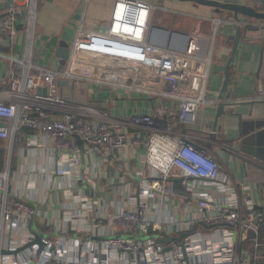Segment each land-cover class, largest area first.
I'll return each mask as SVG.
<instances>
[{
  "label": "built area",
  "instance_id": "obj_1",
  "mask_svg": "<svg viewBox=\"0 0 264 264\" xmlns=\"http://www.w3.org/2000/svg\"><path fill=\"white\" fill-rule=\"evenodd\" d=\"M39 5L40 0H12L6 9V19L0 22V35L13 39L17 36L20 8H23L26 55L23 59L8 58L11 65L9 89L1 92L6 98L0 99V140L6 144V165L0 172V264H33L35 257L22 263L16 262L13 256L30 249L36 252L51 249L49 240L45 238H41L42 246H29L36 237L35 232H29L28 222L37 209L22 199L24 192L31 190L27 177L13 171V157L18 145L25 148L52 146L58 152L57 169L50 176L70 180L71 186L63 188L64 198L74 207L69 219L73 223L77 216L83 218L85 223L80 229L90 236L97 226L89 223V216L98 204L88 196L86 188L79 187L80 183H86L96 188L92 178L84 173L89 155L95 153L101 160L114 164L116 156L119 160L120 156L126 158L131 150L145 153L142 162L152 175L140 170L132 178L134 181L139 178L137 189L115 190L113 200L121 203V209L106 215L112 227L143 237L144 246L132 245L118 234H112L107 238L100 237L106 242L108 251L115 249L140 254L143 250L148 259L141 264H187L180 242L162 245L153 237L157 231L163 232L162 238L176 230H179L177 235L188 233L194 226L192 223L182 224V229L173 226L167 234L162 223L153 222L151 199L159 193L161 203L165 196L191 201L202 215L201 223L211 229H225L230 254L227 264H260L264 260V229L261 225L264 209L258 212L250 199L243 201L237 186L223 178L220 157L212 149L208 137L177 131L179 124L189 121V105L200 107L208 101L206 85L213 64L215 37L224 21L212 20L214 32L210 40L200 30L184 33L154 25L152 21L158 7L153 4L141 0H117L106 35L123 46L116 48L108 57L126 63L128 67L133 65L136 77L132 83L122 79L114 83L104 76L95 78L90 70L76 71L73 53L63 70L38 66L33 62ZM237 24L241 26L240 21ZM246 25L264 36V20ZM84 31L81 25L78 35ZM145 65L158 68L163 77L195 79L194 95L182 98L185 107L177 118L157 109L152 114L120 119L107 111L71 103L61 94L63 81L95 83L140 92L142 88L136 79L141 77L140 70ZM161 95L171 96L167 93ZM256 99L264 101V92ZM120 173L123 169L118 167L116 174ZM211 187L227 195L223 202L215 201L211 193L202 189ZM243 205L247 206V213ZM69 231L70 228L65 227L54 237L68 235ZM249 232L254 234L251 238L253 252L244 245ZM196 235L197 231L184 240L190 261L194 256L218 252V247L213 244L203 248L202 240ZM166 249L170 251L164 252ZM103 250L101 247V253ZM44 264L63 262L48 260Z\"/></svg>",
  "mask_w": 264,
  "mask_h": 264
},
{
  "label": "crops",
  "instance_id": "obj_2",
  "mask_svg": "<svg viewBox=\"0 0 264 264\" xmlns=\"http://www.w3.org/2000/svg\"><path fill=\"white\" fill-rule=\"evenodd\" d=\"M11 1L0 0V18L6 13ZM141 1L158 7L152 21L157 26L184 33L200 30L202 35L210 40L214 32L212 20L224 21L215 37L213 64L206 85L208 101L200 107L189 105L187 107L189 121L179 124L177 131L207 138L202 132L211 130L219 104L225 103L227 115L219 119V137L217 140L208 137V140L216 142L212 149L220 157L223 178L237 186L243 201L248 198L255 208L264 209V171L261 170L264 163L255 160L249 165L244 161L247 155L243 154L239 147L241 124L243 130L247 131L254 123L259 122L262 126L264 122V101L256 99L264 92V36H261L254 27L246 25L256 20L240 15L242 37L234 54L233 46L239 24L232 12L217 11L214 8L180 0ZM219 1L238 3L264 12L260 0ZM116 2L117 0H40L33 62L38 66L63 70L73 53L76 71L90 70L95 78L104 76L114 83L121 79L123 82L132 83L136 77L133 65L128 67L126 63L108 57L116 48L123 46L111 41L106 35ZM20 11L19 26H23V8H20ZM81 25L86 31L78 35ZM16 35L13 39L0 35V99L6 98L1 92L9 89L11 65L8 58L23 59L26 55L25 29L23 27L17 29ZM64 45L68 49L66 59L58 56L59 49ZM202 68L204 73V67ZM140 72L141 77L136 79L137 85L142 88L140 92L95 83L68 82V86H62L61 94L71 103L93 107L101 112L107 111L120 119L136 114H152L157 109L165 110L172 118H177L185 107L182 98L194 95L195 79L163 77L159 69L151 65H145ZM198 82L200 83L199 80ZM164 93L171 96H162ZM5 146V142L0 141V163L3 162L0 172L4 171L6 165ZM248 150L253 152L255 148ZM144 154L141 150L140 152L131 150L126 154V158L120 156L119 160L116 156L114 164L101 160L95 153L89 155L84 165V173L92 178L96 188L86 183H80L79 187L86 188L88 196L98 204L96 210L89 216V223L97 226L90 236L80 229L85 223L83 218L77 216L73 223L69 219L74 207L64 198L63 188L71 186L70 180L50 176L57 169L58 152L52 146L34 148L16 146L13 171L25 175L31 184V190H26L22 199L37 209L36 214L28 222L29 232H35L41 238L49 240L51 249L46 248L44 251L41 249L40 252L30 249L19 256H13L14 260L24 263L35 257L33 264H44L48 260L60 261L63 264L145 262L148 256L143 255V250L140 254L115 249L108 251L106 242L100 240V237L107 238L112 234H118L132 245L144 246L143 237L125 232L119 227H112L106 216L113 210L121 209V203L113 200L115 190L137 189L139 178L136 181L132 178L140 170L152 175V171L142 162ZM118 167L123 169V173L119 175L116 174ZM202 189L211 193L215 201L223 202L227 197L215 187ZM159 198L161 195L155 193V197L151 199V207L154 209L151 219L153 222L162 223L167 234H170V228L173 226L182 229V224H198L195 237L202 240V247L205 248L207 244L218 247V252L194 256L191 258V264H227L230 254L227 249L229 244L226 242L229 238L225 229L203 227L202 215L196 211V206L191 201L165 196L164 202L161 203ZM243 209L248 208L243 205ZM65 227L70 228L68 235L54 237ZM177 231L179 230L171 235H177ZM162 233L157 231L152 235L156 240L158 237L162 238L160 237ZM4 242L8 244L7 241ZM100 246L104 248L102 253Z\"/></svg>",
  "mask_w": 264,
  "mask_h": 264
},
{
  "label": "water",
  "instance_id": "obj_3",
  "mask_svg": "<svg viewBox=\"0 0 264 264\" xmlns=\"http://www.w3.org/2000/svg\"><path fill=\"white\" fill-rule=\"evenodd\" d=\"M180 1H187V2H192L195 3L196 5H200V6H206V7H210V8H214L217 11H221V10H226V11H230L233 13L234 15V19L236 22L240 21V15H243L247 18H251V19H255V20H264V12H260L257 11L256 9L249 7V6H245V5H240L238 3H224L221 2L219 0H180ZM260 3L263 5L264 7V0H260ZM7 17V14L5 13L4 15L1 16L0 20L4 21ZM23 26H18V29L20 30ZM241 37H242V28L241 26H238L237 31H236V36H235V42H234V46H233V53L236 54L238 46L240 44L241 41ZM67 54H68V49L67 47L64 45L62 48L59 49L58 51V56L62 59H66L67 58ZM62 86H68V81L65 82H61ZM46 93V91L44 90V94ZM227 112H226V104L225 103H221L218 106L217 109V114H216V118H215V122L211 128V130L209 131H203L202 133H204V135H206L207 137L217 140L218 139V133H219V119L222 118L223 116H226ZM241 119V116H239ZM262 126L259 125V122L254 123V125L252 127H250L247 131L243 130L242 124H241V128L239 130V135H240V139H239V147H240V151L247 155V158H245V162L250 164H253V161H258L261 163H264V122H262ZM255 148V151L250 152L248 149ZM254 166V165H252ZM255 167V166H254ZM264 171V168L261 169ZM255 209L258 210V212L261 210V208L256 207ZM256 223H258V219H256L255 221ZM201 225L203 227H205L206 229H211L210 227L206 226L204 223H201ZM198 224L194 225L192 230L188 233H179L177 236H172V237H164V238H157V242L158 243H165V244H169L172 241H178L181 243L182 249H183V254H184V260L187 264H191L190 258L188 257V254L186 252V248H185V242L184 240L189 237L192 233H195L198 230ZM35 235V241L30 244L29 246H33L35 244L42 246V239L39 235ZM170 249H166L164 252H169Z\"/></svg>",
  "mask_w": 264,
  "mask_h": 264
},
{
  "label": "trees",
  "instance_id": "obj_4",
  "mask_svg": "<svg viewBox=\"0 0 264 264\" xmlns=\"http://www.w3.org/2000/svg\"><path fill=\"white\" fill-rule=\"evenodd\" d=\"M2 142V140H0ZM215 142V141H214ZM216 143V142H215ZM212 142V147L213 145L215 144ZM3 162L0 163V168H2ZM176 186L179 188L180 187V184H176ZM261 211V210H260ZM262 225V228L264 229V222L261 224ZM253 233L252 232H249L248 233V239L244 241V245H245V248L251 252H253V246H252V243H251V238L253 237ZM260 264H264V260L262 262H260Z\"/></svg>",
  "mask_w": 264,
  "mask_h": 264
},
{
  "label": "rangeland",
  "instance_id": "obj_5",
  "mask_svg": "<svg viewBox=\"0 0 264 264\" xmlns=\"http://www.w3.org/2000/svg\"><path fill=\"white\" fill-rule=\"evenodd\" d=\"M153 24L156 25L154 22H153ZM156 26H157V25H156ZM194 27L197 28L196 26H194ZM192 32H194V31H192ZM245 212L247 213V210H246V209H245Z\"/></svg>",
  "mask_w": 264,
  "mask_h": 264
},
{
  "label": "bare ground",
  "instance_id": "obj_6",
  "mask_svg": "<svg viewBox=\"0 0 264 264\" xmlns=\"http://www.w3.org/2000/svg\"><path fill=\"white\" fill-rule=\"evenodd\" d=\"M144 2V1H143ZM145 3H147V2H145ZM148 4V3H147ZM155 6V5H154ZM157 7V6H156ZM154 14H155V12H154ZM257 21V20H256ZM256 31H257V29H255ZM258 32V31H257Z\"/></svg>",
  "mask_w": 264,
  "mask_h": 264
}]
</instances>
